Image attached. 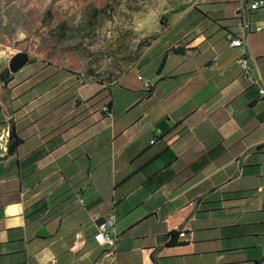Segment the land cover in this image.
Listing matches in <instances>:
<instances>
[{
	"label": "crops",
	"instance_id": "obj_1",
	"mask_svg": "<svg viewBox=\"0 0 264 264\" xmlns=\"http://www.w3.org/2000/svg\"><path fill=\"white\" fill-rule=\"evenodd\" d=\"M251 1H187L113 79L41 46L4 81L15 52L0 34V264H94L96 217L111 213V264H264V8ZM243 15L249 76L227 38ZM12 123L22 142L9 153Z\"/></svg>",
	"mask_w": 264,
	"mask_h": 264
},
{
	"label": "rangeland",
	"instance_id": "obj_2",
	"mask_svg": "<svg viewBox=\"0 0 264 264\" xmlns=\"http://www.w3.org/2000/svg\"><path fill=\"white\" fill-rule=\"evenodd\" d=\"M187 1L193 0H0V34L13 33L15 53L61 49L65 58L76 55L84 69L94 65L97 75L113 79L148 51ZM34 9L41 14L30 20Z\"/></svg>",
	"mask_w": 264,
	"mask_h": 264
},
{
	"label": "built area",
	"instance_id": "obj_3",
	"mask_svg": "<svg viewBox=\"0 0 264 264\" xmlns=\"http://www.w3.org/2000/svg\"><path fill=\"white\" fill-rule=\"evenodd\" d=\"M264 8V0H253L249 4L250 10H258ZM241 26L244 29V32L241 34L228 33L227 38L229 40L230 46L237 48L240 52L239 64L243 68L245 74L249 76L251 69V60L253 59L252 53L250 51V29L251 21H247L245 15L241 18ZM264 29V25L260 27H255V30L261 31ZM138 79L142 82L144 89L151 93L153 90L152 81L139 74ZM255 83L258 85L259 94L264 97V79L258 78L255 80ZM103 111L111 115L112 108L109 105L103 107ZM106 221L101 225L97 226V231L95 233V238L98 243L105 247V250L102 256L94 264H111L116 255V245L118 241L117 234V218L111 213L109 216H104ZM100 218L99 215L96 217V221Z\"/></svg>",
	"mask_w": 264,
	"mask_h": 264
},
{
	"label": "trees",
	"instance_id": "obj_4",
	"mask_svg": "<svg viewBox=\"0 0 264 264\" xmlns=\"http://www.w3.org/2000/svg\"><path fill=\"white\" fill-rule=\"evenodd\" d=\"M199 9L197 7H194L188 14L187 16H191L193 14H195ZM38 13V11H36L35 9L31 11V14H30V17H31V20H36L35 18V15ZM52 14V13H51ZM186 16V17H187ZM7 51H8V55L11 56L10 52H11V49L10 47H6ZM173 51H178V49H172ZM10 75V70L7 69L5 70L1 77H2V80L6 81V76ZM111 108L112 106L109 105ZM22 142V139L21 137L18 136L17 132H16V126H15V123H12L11 125V131H10V139H9V147H8V150H9V153H14L16 152L18 146L21 144ZM41 155V153H35L34 155L26 158L24 161L20 162V167H24V166H27L33 162H35L39 156ZM179 233L178 232H173L172 233V237L171 239L169 240V244L171 245H176V244H180L181 241H179Z\"/></svg>",
	"mask_w": 264,
	"mask_h": 264
},
{
	"label": "water",
	"instance_id": "obj_5",
	"mask_svg": "<svg viewBox=\"0 0 264 264\" xmlns=\"http://www.w3.org/2000/svg\"><path fill=\"white\" fill-rule=\"evenodd\" d=\"M256 27V25H255ZM168 53H165L162 60H161V63L159 65V68L157 70V74H161L165 64H166V61H167V58H168ZM30 61V54L28 51H18L17 53H15L10 61H9V70L11 73H17L19 72L21 69H23ZM106 221V218L105 217H100L97 221H96V225L99 226L101 225L102 223H104Z\"/></svg>",
	"mask_w": 264,
	"mask_h": 264
}]
</instances>
